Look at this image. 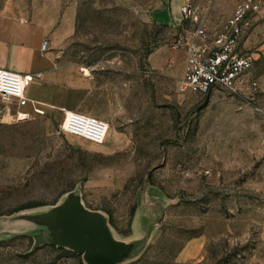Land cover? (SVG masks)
Masks as SVG:
<instances>
[{
    "label": "rangeland",
    "instance_id": "obj_1",
    "mask_svg": "<svg viewBox=\"0 0 264 264\" xmlns=\"http://www.w3.org/2000/svg\"><path fill=\"white\" fill-rule=\"evenodd\" d=\"M162 1L0 0V20L10 9L52 53L49 74L26 87L38 102L25 117L0 99V264H86L66 246L34 244L20 217L67 193L132 242L113 264H264V8L240 81L180 92L185 52L171 41L196 22L152 20ZM237 1L190 4L210 38ZM28 61L10 56V68ZM72 110L107 124L101 142L61 129Z\"/></svg>",
    "mask_w": 264,
    "mask_h": 264
},
{
    "label": "built area",
    "instance_id": "obj_2",
    "mask_svg": "<svg viewBox=\"0 0 264 264\" xmlns=\"http://www.w3.org/2000/svg\"><path fill=\"white\" fill-rule=\"evenodd\" d=\"M264 8V0H238L231 12L223 19L211 37L201 21H197L191 9L190 0L178 5L181 17L196 22L187 35L172 39L173 47L185 52L183 72L178 80L180 92L205 93L212 88H232L241 79L254 60V52L243 48L242 41L247 35L254 15ZM39 48H46V40L40 41ZM35 77L31 72H18L0 66V99L13 101L17 107L16 118H23L26 105L38 102L27 95L26 87ZM60 127L63 131L79 135L99 143L106 133L107 124L95 116L72 110L63 115Z\"/></svg>",
    "mask_w": 264,
    "mask_h": 264
},
{
    "label": "water",
    "instance_id": "obj_3",
    "mask_svg": "<svg viewBox=\"0 0 264 264\" xmlns=\"http://www.w3.org/2000/svg\"><path fill=\"white\" fill-rule=\"evenodd\" d=\"M20 217L32 223L24 231L32 234L34 244L66 246L81 253L86 264H113L132 244L115 238L104 215L84 207L72 193H67L59 203L45 211Z\"/></svg>",
    "mask_w": 264,
    "mask_h": 264
},
{
    "label": "crops",
    "instance_id": "obj_4",
    "mask_svg": "<svg viewBox=\"0 0 264 264\" xmlns=\"http://www.w3.org/2000/svg\"><path fill=\"white\" fill-rule=\"evenodd\" d=\"M181 2L182 0H164L160 2L156 7L157 10H152L150 13V18L156 22L163 23L178 21L181 18V14L178 11V5ZM16 17L15 14L10 17V9H8L6 19L0 20V66L18 72H31L34 73L35 76L48 75L52 53L50 51H43L44 49L41 50L39 48L40 40L38 34L23 29ZM11 18L13 19L10 20ZM262 27L263 25L259 23L249 29L242 41L243 48H250L247 44V40L255 42L259 38ZM70 29L71 23L67 19L61 22L60 31L68 32ZM10 56H27L29 59L28 64L25 67L18 68V70L10 68ZM3 58H7V60L4 61ZM160 60V53H157L152 64L156 66L160 65Z\"/></svg>",
    "mask_w": 264,
    "mask_h": 264
}]
</instances>
